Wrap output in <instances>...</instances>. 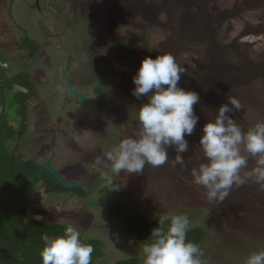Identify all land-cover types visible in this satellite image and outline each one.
Returning a JSON list of instances; mask_svg holds the SVG:
<instances>
[{"label":"rangeland","instance_id":"1","mask_svg":"<svg viewBox=\"0 0 264 264\" xmlns=\"http://www.w3.org/2000/svg\"><path fill=\"white\" fill-rule=\"evenodd\" d=\"M161 53H171L186 69L180 86L201 98L194 105L199 116L196 131L185 137L190 146L183 154L185 164L173 165L177 153L169 147L165 165L146 164L139 174L121 171L122 181L115 186L120 196L81 215L89 239L81 234V240L100 241V264L128 258L137 259L130 264H144V245L114 219L121 220V209L128 203L149 222L164 214H186L190 228L205 230L199 244L204 264H245L249 254L264 249V185L250 179L234 185L224 201L209 202L206 190L193 183L191 171L206 162L199 144L203 125L229 97L243 106L233 113L243 131L264 122V0H0V61L5 64L0 74L9 125L19 127L21 111L8 79L16 81L15 90L24 91L22 83L31 79L34 91L23 120L26 133L10 144L20 142V149L38 161L42 155L51 156L66 177L82 179L89 188L97 186L96 191H85L91 200L109 201L104 191L115 190L106 189L102 175L112 176L113 183L118 176L97 165L96 158L111 167L104 154L122 139L141 134L135 117L147 98L132 95V77L144 57ZM67 68L71 85L85 94L83 98L67 90ZM100 87L107 98L104 108L98 107ZM241 152L248 157L247 167L241 169L244 175L259 157L243 146ZM93 165L100 168L93 170ZM39 190L31 193L32 212L24 220L37 217L35 208L42 199L47 209L43 218L61 220L48 213L56 197ZM74 190L81 193L78 187ZM60 200L64 205V197ZM113 204L115 214L110 213ZM76 206L81 208V201ZM14 223L10 219V225ZM37 243L22 253L41 258L44 243Z\"/></svg>","mask_w":264,"mask_h":264},{"label":"clouds","instance_id":"2","mask_svg":"<svg viewBox=\"0 0 264 264\" xmlns=\"http://www.w3.org/2000/svg\"><path fill=\"white\" fill-rule=\"evenodd\" d=\"M186 69L180 66L171 53H161L155 58L146 56L132 77L135 85L132 95L138 100L147 98L137 110L135 119L142 132L138 137H128L117 147L104 154L111 162L112 173L121 171L139 174L146 164L161 167L169 160L168 148L177 155L173 165L184 166L183 154L189 151L191 136L199 122L194 105L200 96L192 90L180 86ZM239 99L229 97L215 111L214 119H209L202 128L199 144L205 163L193 168V183L206 190L209 202L224 201L231 188L241 186L250 179L264 185V122H257L246 132L233 119V113L242 110ZM259 157L256 166L241 175L246 168L248 157ZM95 163L100 165L102 158ZM106 186L113 187V177H105ZM157 226L150 233L151 242L143 246L144 264H204L203 250L196 243L187 240L190 220L186 214H164L157 218ZM44 246L40 257L42 264H91L94 248L81 240L80 230L72 223L65 225L63 234L49 236L42 234ZM245 264H264V249L248 255Z\"/></svg>","mask_w":264,"mask_h":264},{"label":"trees","instance_id":"3","mask_svg":"<svg viewBox=\"0 0 264 264\" xmlns=\"http://www.w3.org/2000/svg\"><path fill=\"white\" fill-rule=\"evenodd\" d=\"M15 82L14 79L9 78L7 85L18 97L21 111L20 115L24 119L28 107L27 99L34 94L33 82L30 79H26L25 82L22 83L25 85L24 87L27 88V92L15 90ZM100 89L102 93L101 96L97 98L98 107L104 108L107 98L104 89L102 87H100ZM9 124L10 123L6 121L4 113L0 119V249L11 254L24 255L22 250L28 248L32 249L36 246L38 247L37 241L42 242L41 246H43L44 242L41 239L42 234L46 233L49 236H58L62 235V230H60L59 225H53L40 219L29 221L24 220V217H26V214L29 212L26 195L37 187V182L43 177L47 179V186L52 188L51 180H53L54 176L41 164H38L33 160H24L22 156H17L11 151L12 145L10 142L14 141L18 135L16 134L17 131L15 132L13 130V132H11L8 130V128H11L9 127ZM194 131H196V129ZM78 188L80 189L79 191H81V194H85V191L82 188ZM62 189L66 188L62 187ZM106 189L110 190L107 186ZM114 207L113 204L111 207L112 209H110V213L112 214H115L113 210ZM121 210L122 215L120 218L124 225L138 236L143 245L145 243H150L151 230L157 226L158 220L155 219L154 222L145 221L142 220L141 215L134 210L128 208ZM128 213H131V215ZM12 218H14L15 223L10 225V219ZM204 235L205 230L202 227H193L187 232V240L199 245L200 242H202ZM27 241L29 244H27ZM90 244L93 245V248H95L96 251V253L93 251L92 259H98V257H101L102 251L100 250V241L94 240L91 241ZM22 245H26V248L22 249ZM35 259L42 262L41 258ZM133 260L137 261V259H129L119 261L117 264H130ZM92 263L93 261H91V264ZM0 264L21 263L0 255Z\"/></svg>","mask_w":264,"mask_h":264},{"label":"flooded vegetation","instance_id":"4","mask_svg":"<svg viewBox=\"0 0 264 264\" xmlns=\"http://www.w3.org/2000/svg\"><path fill=\"white\" fill-rule=\"evenodd\" d=\"M1 64H4V63H2L1 62ZM5 65V64H4ZM26 74H28L27 72H25ZM29 76V75H28ZM30 78V77H29ZM31 80V79H30ZM66 85V84H65ZM22 88H24V89H26L25 91L23 90V89H18V90H22V91H24V92H27V88L26 87H24V86H22ZM27 111V110H26ZM26 116H27V113H26ZM18 117L21 119V121H20V124H19V127L18 128H16V127H14L13 125H10L9 127H11V129L12 130H14L15 132H16V134L18 135V134H20V135H23L24 133H26V132H24L25 130H27V128H26V124L24 123V121L23 120H25V118L23 119V117L20 115V113L18 114ZM20 128V130H18ZM16 141V140H15ZM20 141V140H19ZM20 142H17V143H15L14 142V144L12 143V147H11V151L13 152V153H15L17 156H22V158L24 159V160H33V161H35L36 163H38V164H41L42 166L44 165V158L46 157V158H49L50 159V164H51V166L54 168V169H56L58 172H60V174H62V176L67 180V181H80V182H83L84 184H86L87 185V183L86 182H84L82 179H79V178H68V177H66V175L61 171V169H59L56 165H55V163H54V160H52V157L51 156H48V155H42V157L40 158V161H38L37 159H35V158H31V157H29V156H27V154H28V152H26V151H28V150H21L20 149ZM58 165V164H57ZM100 165H102V167L103 168H105V167H108V168H110L111 169V167H109V166H107V165H103V164H100ZM44 167V166H43ZM97 168H100V166H95V165H93V167H92V169L93 170H96ZM112 170V169H111ZM99 177H101V176H99ZM102 177L103 178H105L103 175H102ZM101 177V178H102ZM99 178H93V180H91V181H95V182H97V180H98ZM116 180H114L115 181V183H114V185H113V187H115L116 186V184L117 183H120V181H122V177L120 176H118L117 178H115ZM46 181H47V179H45L44 177L43 178H41V179H39V181L37 182V187L35 188V189H33V190H31L27 195H26V198H27V200H28V208H29V212L26 214V216L28 215V214H30L31 212H32V205H31V198H32V196H31V193H33V192H37V191H40L39 190V187H41V188H43L44 190H43V192L47 195V194H49V195H53V196H55L56 198H55V204L56 205H54V207H53V211H51V210H48V213L49 214H55L56 215V217H55V219L57 218V217H60V219L61 220H48V219H44L43 217V214L45 215V213H46V211H47V209L46 208H44L45 207V203L43 202V199L37 204V206H36V212H37V217H35V218H33V219H30V220H34V219H40V220H43V221H45V222H49L50 224H53V225H59V226H65L66 224H68V223H72L74 226H76L79 230H80V232H81V234H83L85 237H86V241H88L89 239L87 238V235H86V227L84 226L85 224H84V222H83V220H82V217H81V215L85 212V213H89L93 208H98V207H100V206H105V205H107L109 202H110V200L111 199H113V200H116V196H118L119 194H121V191H119V192H117V190H115L114 192H109V191H104V193H105V195H106V197H110L109 198V201H105V199H103V200H100V201H93V200H91L88 196H87V194H81L80 192H77V191H75L74 189H68V188H66V189H62V187H64L55 177H53V180H51L52 181V188H49L48 186H47V183H46ZM94 182V183H95ZM91 183V182H90ZM93 183V184H94ZM88 187V186H87ZM96 188H89L91 191L89 192V193H91V192H93V191H96V190H98L97 189V186H95ZM71 190H74V191H71ZM101 190H104V188L103 189H101ZM124 193V192H123ZM118 194V195H117ZM42 195V193L39 195V196H41ZM38 196V197H39ZM120 196V195H119ZM60 197H64V200H65V203H64V205H62L61 204V200H60ZM39 201V200H38ZM79 201H81V208H79V207H77L76 206V203H79ZM88 202H93V204L92 205H89L88 204ZM118 202H121L122 203V205H123V203H127V202H122L121 200H118ZM128 204V203H127ZM127 204H125V206H126V208H128V209H130L129 207H128V205ZM77 210V211H75V209ZM99 209V208H98ZM79 210V211H78ZM81 211V212H80ZM92 211H94V210H92ZM36 214V213H35ZM59 215V216H58ZM39 216L41 217V218H39ZM114 219H116V220H118L121 224H123L124 225V223L121 221V220H119L118 218H114ZM125 226V225H124ZM62 229L64 230V228L62 227ZM63 230L61 231V234H63ZM128 231H129V233H131V234H133V235H135L136 236V234H134L132 231H130L129 229H127ZM113 232H115L114 230L112 231V233ZM113 234H111V235H109V236H112ZM115 235H117V234H115ZM115 235H114V238H115ZM52 236V235H51ZM108 236V237H109ZM88 239V240H87ZM97 239V238H96ZM99 239V238H98ZM21 248L22 249H24V248H26V245H23V247L21 246ZM20 255H22V254H20ZM24 256H26V257H29V258H33V257H30V256H28L27 254H24ZM104 258V256H101V257H99V259H98V261L96 260V262L98 263V264H100L99 262H100V260L101 259H103ZM33 259H35V258H33ZM129 259H134V258H128V259H121V260H117V261H115L116 262V264L119 262V261H123V260H129ZM37 260V259H36ZM96 262L94 263V264H96ZM115 262L113 263V264H115Z\"/></svg>","mask_w":264,"mask_h":264},{"label":"water","instance_id":"5","mask_svg":"<svg viewBox=\"0 0 264 264\" xmlns=\"http://www.w3.org/2000/svg\"><path fill=\"white\" fill-rule=\"evenodd\" d=\"M67 79H66V86H67V90L78 96L79 98H83L85 96V94H81L76 88H74L71 85V74H70V69L67 68ZM6 110V95H5V90H4V84H3V78L0 74V119L3 116V114L5 113ZM44 168L50 173L52 174L64 187L68 188V189H74L76 187H80L82 188L84 191L86 192H90L91 190L87 187L86 184H84L83 182L80 181H67L62 174H60V172H58L56 169H54L51 164H50V159L49 158H44ZM89 205H92L93 202H88ZM0 255L4 256L6 258L9 259H13L15 261H24L27 263H31V264H42V262H40L39 260L33 259V258H29L26 257L24 255H19V254H11L8 252H5L3 250L0 249Z\"/></svg>","mask_w":264,"mask_h":264}]
</instances>
